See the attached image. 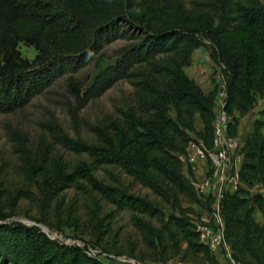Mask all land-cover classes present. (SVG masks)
<instances>
[{"label": "trees", "instance_id": "obj_1", "mask_svg": "<svg viewBox=\"0 0 264 264\" xmlns=\"http://www.w3.org/2000/svg\"><path fill=\"white\" fill-rule=\"evenodd\" d=\"M117 40L126 44L104 63L105 46ZM21 43L37 51L32 60L23 57ZM193 49L221 67L226 108L235 120L232 135L238 133L237 113L244 117L262 102L242 150L243 187L223 192L220 215L233 264H264V223L254 217L255 211L264 217L263 1L211 0L209 9L192 10L185 0H0V113L24 109L59 78L69 75L73 81V74L91 63L96 70L89 83L73 84L80 107L119 81L129 82L136 99L119 108L108 127L93 128L98 144L70 139L60 127L57 135L68 149L92 155L95 164L121 168L155 198L120 180L101 181L93 165L82 162L43 179L42 210L53 206L52 214L61 217L58 196L84 181L111 205L132 212L144 247L134 246L129 256L221 264L201 243L196 226L197 221L213 226L215 200L197 191L191 165L185 171L192 143L201 141L206 149L214 143L217 92L205 93L183 69ZM197 115L202 130L196 128ZM25 191L0 187V199L8 200L0 206V264H111L50 239L36 225L7 222L18 200L28 196ZM197 207L210 213L209 222ZM71 220L68 214L59 229L72 227Z\"/></svg>", "mask_w": 264, "mask_h": 264}, {"label": "rangeland", "instance_id": "obj_2", "mask_svg": "<svg viewBox=\"0 0 264 264\" xmlns=\"http://www.w3.org/2000/svg\"><path fill=\"white\" fill-rule=\"evenodd\" d=\"M210 2L211 0H185L187 7L192 10L209 9ZM125 44L124 40H117L106 45L103 62L109 61L115 56L116 50ZM19 49L23 57L30 60L37 54L34 47L25 43H21ZM174 55L171 54L168 60L173 61ZM183 69L197 83L199 81L216 85L214 91L217 95L220 94L218 90L223 86L221 67L202 50L193 49L191 60ZM95 70V64L91 63L73 74V81L69 80V75L62 76L44 93L35 96L24 109L14 113H0V187L11 192L26 190L28 195L18 200L13 215L7 222L16 221L28 226L41 224L66 237L81 238L105 252L130 255L134 246L138 249L144 247L143 237L133 225L132 212L111 205L86 182L79 181L58 196L62 205L59 213L60 216L62 214L61 217L57 218L52 214L53 206L43 211L40 205L38 186L43 179L54 175L59 167L70 172L82 162L93 165L95 174L101 181L115 183L120 180L136 193L155 198L149 188L132 180L121 168L95 164L92 155L68 149L57 135L60 127L70 139L89 145L98 144L99 137L93 128L108 127L113 119L118 118V109L136 99L133 86L122 80L99 98L80 107L73 84L76 82L78 85H86ZM261 109L262 102L249 113L246 127L260 118ZM7 201L6 198L0 199V206L6 207ZM68 214L73 219L69 221L72 227L59 229L58 224H65ZM40 218L46 222H38ZM217 224L218 221L215 220L213 226ZM216 256L221 264H232L226 248ZM178 259L171 260L175 264ZM104 261L119 264L112 260Z\"/></svg>", "mask_w": 264, "mask_h": 264}, {"label": "built area", "instance_id": "obj_3", "mask_svg": "<svg viewBox=\"0 0 264 264\" xmlns=\"http://www.w3.org/2000/svg\"><path fill=\"white\" fill-rule=\"evenodd\" d=\"M215 101L214 143L211 149L200 148V154L207 160L208 170L206 178L202 182H195L198 192L213 197L215 203L214 222L217 226L196 222L197 231L200 235L201 243L205 244L211 252L218 254L223 248H228V243L224 236V221L220 215V198L225 191H236L243 187L240 180V171L243 161V145L237 135H232L231 130L235 124L234 114L226 108V92L221 91ZM194 144V143H192ZM191 144V145H192ZM206 222V221H205ZM209 222V221H208ZM50 239L62 244L77 246L83 249L89 256L98 259L112 260L119 264H173L170 260L165 263L154 261H142L127 254H112L86 242L81 238H70L62 233L54 231L41 224H36ZM175 264H183L179 259ZM113 264V263H111ZM233 264V260H232Z\"/></svg>", "mask_w": 264, "mask_h": 264}, {"label": "crops", "instance_id": "obj_4", "mask_svg": "<svg viewBox=\"0 0 264 264\" xmlns=\"http://www.w3.org/2000/svg\"><path fill=\"white\" fill-rule=\"evenodd\" d=\"M198 83L200 84V86L203 88V90L207 94H210L211 92H213L215 90L216 85L211 86V84L209 85V84H206L204 82H199V81H198ZM221 90L222 91L224 90L223 86L218 90V92H221ZM237 114L239 117L238 133L237 134H238L239 140L241 141L242 145L244 146L249 134L253 130V124L248 126V127L245 126V122L247 121L249 114L244 116V117H241L239 113H237ZM195 125H196V128L198 130H202L204 128V124H203L199 115H197L195 118ZM197 142L198 143H194V144L189 146V148H188V152H189L188 160L189 161L186 160L184 163H185L186 173L188 174V168H189V165H191V167L193 168L194 173H195L196 181L202 182L206 178L208 163H207V160L199 152L200 148L202 147L201 141H197ZM197 210L201 214L202 219L204 221L208 222L210 220L211 216H210V213H208V211L206 212L205 209H202L200 207H197ZM254 217L259 224L264 223V217L260 211H255ZM227 252H228L229 259H231V261H232L231 250H230L229 246L227 248Z\"/></svg>", "mask_w": 264, "mask_h": 264}]
</instances>
